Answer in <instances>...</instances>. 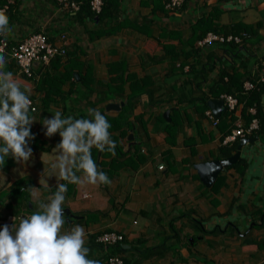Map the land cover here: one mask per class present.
I'll return each mask as SVG.
<instances>
[{
    "label": "crops",
    "instance_id": "0c3cea01",
    "mask_svg": "<svg viewBox=\"0 0 264 264\" xmlns=\"http://www.w3.org/2000/svg\"><path fill=\"white\" fill-rule=\"evenodd\" d=\"M165 2L119 0L118 17L99 22L86 16L78 20L57 0H15L5 9L9 41L40 30L56 41L65 32L68 50L73 49L78 60L70 63L73 76L63 63H34L39 80L8 71L22 90L23 85L31 89L38 106L29 112L36 120L31 126L35 138L29 141L33 156L25 164L9 156L0 165V228L11 225L13 217L18 223L20 216L32 214L38 202H48L57 190L54 176L48 178V188L39 184L47 168L43 161L61 140L59 133L44 135L45 117L60 110L63 117L91 119L88 109L114 116L122 105L107 108L108 102L124 104L128 92L153 86L155 104L143 91L129 118L132 127L126 125L122 132L112 124L109 129L129 158L139 154L143 161L136 168L126 164L113 170L110 185L78 186L61 180L68 189L62 207L69 211L64 212L62 231L82 226L88 258L100 264L111 248L121 249L128 264H264L263 136L250 135L257 139L242 145L237 160L242 159L244 167L237 160L222 167L209 185L196 167L236 151H226L235 140L223 143L222 135L237 123L246 125L243 101L238 100L234 110L221 111L229 127L223 120L212 123L202 97L223 66L235 65L251 75L264 72L258 71L264 56V0H184L174 10ZM203 17L229 32H244L241 43L198 45L197 21ZM261 101L264 112V94ZM91 152L96 162L110 159L108 151L93 147ZM77 175L83 177L82 172ZM108 229L123 238L104 247L96 236Z\"/></svg>",
    "mask_w": 264,
    "mask_h": 264
},
{
    "label": "clouds",
    "instance_id": "9594fccd",
    "mask_svg": "<svg viewBox=\"0 0 264 264\" xmlns=\"http://www.w3.org/2000/svg\"><path fill=\"white\" fill-rule=\"evenodd\" d=\"M11 32L4 11L0 10V34ZM6 57L0 48V165H5L11 156L18 164L27 163L33 156L29 141L34 134L31 126L36 121L29 115L32 100L31 89L13 77L12 72L3 71ZM91 119L63 117L56 110L51 118L45 117L42 125L46 137L59 133L61 140L52 149V155L43 164L39 184L48 188V178L55 177L57 190L48 202H38L37 210L22 215L19 222L13 217L11 225L0 228V264H100L89 259L86 247V233L76 225L69 231H62L65 224L64 208L67 184L110 185L111 180L92 158V148L100 152H116V142L111 139V124L97 109H88ZM83 173V177L77 175Z\"/></svg>",
    "mask_w": 264,
    "mask_h": 264
},
{
    "label": "trees",
    "instance_id": "16d2710c",
    "mask_svg": "<svg viewBox=\"0 0 264 264\" xmlns=\"http://www.w3.org/2000/svg\"><path fill=\"white\" fill-rule=\"evenodd\" d=\"M79 1H80L79 8L76 10H70V11H74V14H72V15L75 18H78V20H80L81 18H83L85 16L91 18L92 20L97 19V22H99L100 20H105V19L114 20L115 18L118 17V15L121 12L119 0H103V4H102V7H101L99 12H95L91 8L90 0H79ZM3 2H5V0H0V4H2ZM63 8H65V7H63ZM197 22L200 25V32L197 35L199 37V39L202 38L208 31H214V32H218V33H229L227 28L226 29L220 28V26L214 24L211 18L203 17V18L199 19ZM98 30H100V32H108L110 30L112 31L111 28L109 30H106V29H98ZM227 43L234 44V46H236L235 42H227ZM71 56H73V57H71ZM5 57H6L7 63L5 65L3 71L8 72L11 70L12 71L18 70L17 63L14 62L13 60H11L10 58H8L7 56H5ZM76 60H78V58L75 55V51L73 49H71V50H67L66 54H64V55H56L55 57L51 58V60H50L51 62L49 61L48 63H40V64L47 66L50 63H57V64L63 63V65L67 69L65 72L68 74V76H70V75L73 76L75 69L70 68V63L74 62ZM66 65H68V66H66ZM53 67L56 68L55 65H53ZM258 67H259V70H258L259 72L261 71L262 68L264 69V56L262 57V61L260 60ZM33 70H35L34 67H33ZM77 71L80 74V69L79 70L77 69ZM262 73L264 74V72H262ZM257 77H258V75H253V74L251 75V74H246L244 72H241L239 70V68H237L235 65H229V66L221 67L219 70V73L217 75V78L212 82V84L208 88V90H207L208 92L205 93L202 97V100L204 103V111L208 107L207 106V100L209 98H218L220 96V94L223 92L236 94V96L238 97V100L243 101V103H244L243 114L246 115V120H245L246 125H248L249 122L253 118H256L258 121V127L252 131L253 132L252 135L253 134L258 135V136L261 135L264 138V112L262 110V101H261L262 96L264 94V81L258 82L256 87H254L250 90H247V91H244L243 87H242L244 79L250 78V79H253L256 81ZM38 80H39V78H38ZM41 82L39 84H41ZM153 90H154L153 86H150V87L144 86L141 89H137L135 91L128 92L124 96V104L122 105V107L118 111V113L114 116L106 115V118L109 121V123H111V125L112 124L116 125L115 127H117V128H122V127L125 128V127H127L126 125L132 127L133 124L131 123L129 118H130L131 112L133 111V107L142 97L143 91L147 94L148 102L150 104H155L156 98L153 96ZM251 106L254 107V109H255L254 113H250V111H248L249 107H251ZM226 111H228V110H226ZM102 114H104V113L102 112ZM138 117L139 116H136L137 119H138ZM141 120H142V118H141ZM222 120H223V118H221L219 116L218 121L221 122ZM223 122L225 125H228V123L225 122L224 120H223ZM170 125H171V123H170ZM174 128H175V126L172 125L171 131L175 132ZM121 131L123 132V128ZM229 132H230L229 128H226L225 131L223 132L222 139ZM238 141H239V139H235V141L230 146L228 145L229 148H226V151L230 152V153L233 152L237 147ZM115 142L117 145L116 150H115V152H116L115 155H112L110 153V159L109 160L102 159L99 162H96V160H94L96 162L97 166H101L99 170H102L103 172H108V173H106L107 175L111 174L113 172V170H115L116 168L123 167L126 164L130 165L132 168H136L138 166V164L140 162H142L144 159L143 156H141L139 154H138L136 159H134L133 157L129 158L130 156L127 155V151H125L123 149L121 142H118L117 140ZM227 154H229V153H227ZM236 162H237L236 164L241 166V167L245 166V162H243L242 159H239ZM217 183H218V181L216 180L214 184H217ZM263 214H264V212H263ZM97 236H96V239H97ZM98 243H100V242H98ZM113 244H115V243H112L110 245L113 246ZM110 245H107V247H109ZM109 252H110V254H120L123 258L124 264H128V263H126L124 256L121 254V249H119V248H116V249L113 248L112 249L111 248V250ZM110 254H108V255H110Z\"/></svg>",
    "mask_w": 264,
    "mask_h": 264
},
{
    "label": "built area",
    "instance_id": "2783aa9c",
    "mask_svg": "<svg viewBox=\"0 0 264 264\" xmlns=\"http://www.w3.org/2000/svg\"><path fill=\"white\" fill-rule=\"evenodd\" d=\"M15 0H5L0 4V10L5 11L8 5ZM58 3L67 8L68 10H76L79 8V0H57ZM184 0H166L165 7L169 10H174L179 8ZM103 4V0H90L91 8L95 12H99ZM244 32H229V33H218L214 31H208L202 38L197 40L198 45H204L205 43H210L211 41L219 42H235L241 43L243 39ZM0 48L3 49V55L7 56L11 60L17 63L18 72L24 75L26 78L36 80L33 70L34 63H48L51 58L56 55H64L68 50V39L65 32H61L58 35V40L53 41L50 39L49 35L45 30H40L36 32L29 33L19 41L14 43L10 42L6 35L0 34ZM264 81V74L259 75L256 81L250 78L243 80V90L247 91L256 87L258 82ZM32 100V108L37 110V103L30 96ZM224 101L225 107L228 110H234L236 103L238 102V97L236 94L223 92L218 97ZM31 111V109H30ZM249 111L254 113V107H249ZM205 115L211 119L213 124L218 122V116L214 114L212 108L207 107L205 109ZM258 127V121L253 118L248 125H243L242 123H237V125L227 133L223 139V143H228V141H233L237 137H249L252 135V131ZM163 164H159V168H162ZM123 238L122 233L108 229L103 230L97 236V241L100 242L104 247L112 243H117ZM102 264H124L123 258L120 254H110L108 255Z\"/></svg>",
    "mask_w": 264,
    "mask_h": 264
},
{
    "label": "water",
    "instance_id": "95a60500",
    "mask_svg": "<svg viewBox=\"0 0 264 264\" xmlns=\"http://www.w3.org/2000/svg\"><path fill=\"white\" fill-rule=\"evenodd\" d=\"M121 105H123V101L120 102H108L107 103V108L112 107V108H116L118 109ZM207 106L212 108L214 111V114L216 116H219L221 111L226 109L224 101L220 98H210L207 100ZM165 116L168 114V109H166L163 113ZM133 134L130 133L128 135L129 139H132ZM257 139V136H249V137H243L239 140V143L237 144L236 147V151L234 153H232L231 155L224 157V158H220V159H213L210 160L209 162H200L196 164V167L199 169V174L201 175L202 181L206 184L209 185L214 178L216 177L218 171L224 167V166H228L232 163H234L241 152V147L245 142H253L254 140ZM64 212H66L67 214L69 213V211L67 210V208H64Z\"/></svg>",
    "mask_w": 264,
    "mask_h": 264
}]
</instances>
